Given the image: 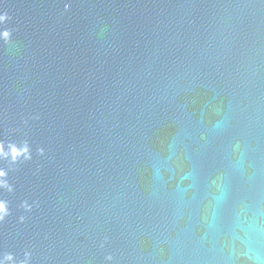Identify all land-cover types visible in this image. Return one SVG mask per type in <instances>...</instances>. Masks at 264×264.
Returning <instances> with one entry per match:
<instances>
[{
    "label": "water",
    "instance_id": "water-1",
    "mask_svg": "<svg viewBox=\"0 0 264 264\" xmlns=\"http://www.w3.org/2000/svg\"><path fill=\"white\" fill-rule=\"evenodd\" d=\"M0 13V142L31 155L0 159V255L264 264V0Z\"/></svg>",
    "mask_w": 264,
    "mask_h": 264
},
{
    "label": "clouds",
    "instance_id": "clouds-1",
    "mask_svg": "<svg viewBox=\"0 0 264 264\" xmlns=\"http://www.w3.org/2000/svg\"><path fill=\"white\" fill-rule=\"evenodd\" d=\"M7 19L6 14L0 13V24H2ZM10 36V33L7 29L0 30V39L7 40ZM42 153L43 149H39ZM23 158L25 160L30 159V150L27 145V142H24L22 145L17 146L14 143H8L5 147L3 142H0V159L8 158L12 162H16L18 158ZM7 175L5 169L0 168V187L7 188L9 191L11 190V186L8 185L7 180L4 179ZM26 209L30 208V205L24 203L23 205ZM9 214V209L7 206V202L3 199H0V221H3L4 217ZM23 217H21V220ZM107 259H111V256L106 257ZM30 253L25 252L24 259L20 261H16L11 253H4L0 255V264H29Z\"/></svg>",
    "mask_w": 264,
    "mask_h": 264
}]
</instances>
